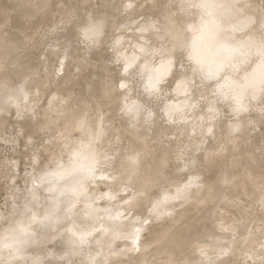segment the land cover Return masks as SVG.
I'll return each mask as SVG.
<instances>
[{
    "label": "rangeland",
    "instance_id": "374dc122",
    "mask_svg": "<svg viewBox=\"0 0 264 264\" xmlns=\"http://www.w3.org/2000/svg\"><path fill=\"white\" fill-rule=\"evenodd\" d=\"M23 1L26 3V5ZM46 1L0 0V40L2 39L0 41V57H6L5 54H9L7 56H12L16 53L24 56V51H31L30 56L33 57L34 64H37L35 69L37 73L36 77L39 76L37 77V80L39 78L38 82L42 81L44 82L43 84H45V88L42 84H40L44 89L41 88L40 85L39 87H33L32 85L29 91H31L33 94L29 92L30 96L28 95V97L30 98L27 97L24 99L23 96L19 94L10 95L8 97L9 102L7 99V104H11L8 105L6 109H4L5 111L0 112V116L4 117L5 120H7L5 121L3 118V128L0 130V226H3V224H5L4 217L8 215L6 216V218H9L7 219L8 221H6L7 224L12 225L15 222H18L15 225L17 226V235L13 237V240H17L18 238H25L26 233L30 236L31 233L26 232V229L24 228L20 229V227L24 222H27L28 220L27 218L29 214L27 208L34 204L39 206L42 210H46L48 208L51 209V205L56 204L55 207L57 213L60 212L62 217L61 220L54 222L55 224L53 223L51 229L48 230L47 236H49V243L42 242V244L40 243L33 248H29L28 246L27 248H24L26 249V252L22 249L25 252V264H83L85 262L87 263V260L95 261V252L93 250H86V247H81V244H79L81 242H79L76 247L77 249L80 247V250L82 252L81 259L79 257V260L78 258H76L77 255L76 257L63 258L59 253H55L53 255L47 254L48 248H52L54 252H57V250H62L60 241L63 238L76 237V232L79 228L81 219L79 218L80 216L78 214L75 215L74 213L75 209L77 210L79 203L77 202L78 205L77 203H73L74 193L72 192H75L76 197V193H78L79 189L82 188L81 186H83V188L81 189L83 192L85 191L83 190L85 188L88 190L92 188L91 195L88 194L90 193V191L87 192L88 190L85 191L88 196L82 191H79L80 195H77L76 197L78 201L82 200V202L79 201L81 204L87 203L89 206H91L90 211L92 212V214H94L90 215L91 212L89 211L88 214L92 217H90L88 214H86L85 217L83 216V221L85 220L84 224L91 230L100 228L103 223L108 225L110 234L108 242H99L100 245L103 246L98 247L97 249L95 248L99 253H105L107 251L106 249H108L109 254L111 253L110 255L115 256L116 260H109V262H106L105 264H155L157 262L156 258L167 257L168 252L165 249L167 247L166 246L164 247V249H156L151 251L150 256L145 260L146 262H143L141 258V252L143 250L155 249L154 247L156 242L155 244H153V240L151 239V237L154 236L156 238L159 230L160 236L158 234V238L156 239H162V237L165 238L166 236L173 233L174 230L179 231L177 238L179 241L175 242L174 248H179L183 245H186L185 247L187 248V253L185 255L186 259L184 262H186L187 264H200L201 262H203L202 260H204V262L206 263L209 261L208 255L217 258L216 263L214 264H221V262L223 263L226 257H219L217 254L219 250H221L219 243L226 245L227 242L225 241L227 238H234L233 252L235 258L232 264H264V0H239V2L238 0H234L238 2H235L234 4L231 0H201L202 2H198L199 5L197 3L198 6L195 4L198 0H195L196 2L193 0ZM20 3H22V6ZM19 4L21 7L19 6ZM188 4L190 6L192 5V7L190 8ZM27 6L28 12L23 13L22 11H20V8L21 10H24V8H26ZM243 6L244 8H246V10L243 8ZM172 8H174V12ZM195 8L198 10V12L202 11L201 14L203 13L205 17H208L204 18L203 16L204 19H202V15H199L200 12L199 14L196 13L197 11H195ZM241 8L243 9L241 10ZM206 9L209 11H207ZM223 10L227 11L224 12ZM214 11L218 13H214ZM245 11L247 12L244 13ZM194 12L195 14L201 16L200 18L202 20L198 17V15H195ZM204 12L210 13L211 15H206L204 14ZM219 12L220 14H224L220 15ZM241 12L244 14H242ZM217 14H219V17H222L220 18L223 21L225 19V21L222 23V26L220 25L221 29H223L225 26L224 29L226 30V32L227 30L229 32L230 30H232V27H234L233 30L235 31L237 29V33H240L241 29L245 27V23L247 22L250 24L249 28V24L247 25L248 32H250L251 30L252 36L250 39H247L243 43L245 45L242 44L240 47V49L243 48L242 51H245H240V54L238 53L239 56L236 55L237 59L234 58L235 61H238L236 63H240L239 66H237L235 61L231 60V58L227 59L228 62L226 61L228 66L227 64H221L222 62L225 63L224 60L226 58L219 60L220 64H218L220 67L217 66V69H213L214 74L213 71L210 73L209 80H207L206 82H199L196 84L194 83L193 85L190 84L191 89L186 90V93L182 92V94H184L185 96L184 98H186V102L184 98H181V101L184 100L185 103H188V101L191 103L195 101L194 103H199V105L202 102L201 105L204 109L201 105H194L196 106L193 107L194 109L198 107V109L202 111H199L200 113L197 111L198 114L194 113L192 109L190 111L187 110V113H185L186 109L180 112L174 108L175 106H173L178 99H174L175 93L170 89L175 84V78L178 79V81L176 82H179L186 76V74H188V71L190 69V72H192L194 78L196 75V78L198 79L197 75L201 72V70L198 68L200 62L198 61V64L197 61H193L195 60V57L190 53V48L193 47L192 45H194L193 42L196 40L197 35L201 33L200 30L202 31L203 29L202 25L204 26L208 21L210 22L211 20H213L212 18L214 17V20L216 21L218 16ZM225 14H227V16ZM192 15L195 16L193 17ZM112 17L114 21L112 20ZM219 17L218 19L220 20ZM42 18H45V20H43ZM238 18L240 19L238 20ZM199 19L201 21H199ZM241 19H243V21ZM169 20H173V23L168 27L167 23H169ZM204 20H206L207 22L205 21L204 23ZM226 20H228L227 23ZM199 22L202 23L199 25ZM218 23L221 24V22H217V24ZM224 23L225 25L223 26ZM75 24L76 26H74ZM114 25L116 27H114ZM226 25H231L232 27H228ZM97 26L100 27L101 31L97 29ZM165 26H167L168 28ZM200 26L201 29L199 28ZM196 29L198 31H196ZM234 31L233 33H236V31ZM87 34H89V36L91 37L97 34L99 35V37H97V39H95L93 43L87 44L86 42H81L83 36H87ZM193 34L196 36H194ZM241 34L245 35L247 34V32H241L240 35ZM91 37H89V40H91ZM166 39H168V41H165ZM171 39L175 40V42ZM188 39L191 46L189 45L186 47L185 45L189 44ZM192 40L193 42H191ZM117 41H119V43H117ZM129 41L131 42L130 45ZM163 41V46H166L168 48L165 52L166 56H163L161 53L156 54L154 57H152L153 59L155 58V60L152 59V63H149V65H147L146 57L148 56L149 51L151 53L156 48H161V43H163ZM169 41L172 46L167 43ZM176 42L178 43V45H176L178 46L176 47L177 49L174 46L175 44H177ZM144 43L145 46H143ZM3 45H5V47ZM168 45L170 46V48ZM145 49L147 54L144 53ZM186 49L187 52L184 51ZM176 50L177 52L175 53L178 55L174 53V51ZM246 50L248 51L246 52ZM117 51H120V53H118ZM241 52L243 53V55ZM173 54H175L176 56H174ZM134 56H136V59L134 60L135 62L128 61ZM137 56H139L140 58ZM243 56H247V58H245L244 60ZM46 58H48L47 63H45ZM61 59L63 60L61 61ZM163 60L165 61L164 65L162 63ZM128 62H130V64ZM189 62L191 64H187ZM62 63L65 70H63L64 68ZM231 63L232 65H236L237 68L235 66L232 67ZM1 64L0 79L1 76L4 79L9 78L10 76L8 73H10L12 69H14L13 66L8 67L6 60ZM126 64H128L129 66ZM192 64L194 65L192 66ZM65 66L68 68H66ZM148 66H150L149 69ZM186 66L188 67L185 68ZM182 67H184V71L186 70L185 73L181 70ZM167 70H170V72L181 70L179 71V73L182 72L184 74L181 73V76L179 75L181 79H179L177 74L178 71L176 72V75L174 74L175 76H172L170 75L169 71L167 72ZM216 70L217 72L215 73ZM255 70H258L259 72ZM246 71L249 72L246 73ZM95 72H99L102 75V78L99 82H93V80L90 78ZM244 72L246 75H248L247 77L246 75H242L244 74ZM250 72H252V74H250ZM253 74H259V76H257L260 77L261 80L257 79V82L251 83L250 80L252 79L248 80V78ZM182 75L185 76L183 77ZM214 75L217 76L214 77ZM159 76H162V79H164L162 85L159 84V87L155 86L154 88L155 91H158L160 94H158L157 92L158 95L156 97L150 98L149 96H147L148 92L144 91L146 97L148 98L146 106H144V108L139 111L140 113L138 112L139 114L135 115L136 118L138 116L139 119H134L135 116L133 118V115L129 110V108L132 107L131 104L134 105L138 103V100H140L139 92L141 90L143 91L144 87H148V83L150 81H154L157 78H160ZM242 76H244L249 82H247V80H243L242 82V78L245 79ZM196 78L195 81H197ZM228 80H230L231 82H235L236 84L231 85L230 82V85L233 86L230 87V85L228 84ZM213 82H217V84L214 85L215 83L213 84ZM7 83L10 84L9 82ZM94 83L95 88L102 87L99 98L101 99V97L103 96L101 99L102 101H105L108 98L112 104L110 103V105L108 104L107 107L104 106L103 108H100L102 111L104 110V112L100 111V115L103 114L101 118L104 119V121L102 120V124L103 122L105 123L103 124V131L105 130V132L101 131L99 133V138H102L103 142L102 140L97 141V144H99L101 141V144L98 146L101 147V149L96 147V150H99L98 153H100L99 156H101L99 158L98 154L95 151L91 152L90 156L94 157L95 161H97V157L100 160H98L99 162L97 161L96 164L94 161V169L91 168V173H87L88 176L92 174L89 178L86 175L87 183L85 184V180H80L77 177V179H75L72 173L67 172L68 174L70 173L69 176L71 179V176H73V180L81 182L83 181L84 183H82L86 185L84 187L82 183V185L79 182L75 183L74 181L70 180V178H65L64 176L63 178L65 179L61 178L62 176H57L58 178H56L54 177L55 174L51 173L53 171H49L47 165H49V163L51 165V160L53 158L55 159L53 165L57 164L56 162L58 161V159L56 160L55 157L60 158L61 154L58 156L60 152L58 153L56 146L55 148H49V153H51L50 156L56 153L55 155H53L52 159H49V154L40 153H42V149L45 145H48L50 143L53 145V141L51 138L55 139V137L57 136L55 135V131L53 129V131H44L36 136L34 135L30 137L27 134L29 131L26 132V130H22L23 132H21L23 134L21 135L18 132L20 128L22 129L21 125H34L37 120V122L40 123L45 114H47L50 110H48V108L52 109V106L55 109H52L54 112L50 110L51 112L49 111L50 113H48L50 115H47L50 116L53 120H57L56 118H54L53 114L56 113L55 117L57 118L59 115H62L61 117L63 120H60L59 118V120L57 121H61L62 124L59 123V125L56 121L55 122L59 126L64 125L63 123L66 122V118L64 119L65 116L63 115L65 114L64 111H77L81 107V104L78 103L80 101L78 100L87 95L85 93V91H87V87L90 86V84L92 85ZM240 83H244V85L241 86ZM123 84L126 85L123 86ZM222 85L230 88L228 89L229 91ZM234 85H237V88L234 87ZM248 86H250L252 89H250V87ZM6 87L7 86H4V84L1 83L0 93ZM32 88L33 90H35V92L32 90ZM34 88H38L39 92ZM40 88L43 89V92L40 91ZM133 88H135V90ZM106 89L108 91H106ZM132 89L136 93L133 92ZM161 89L163 91H161ZM249 89L254 94H252ZM36 91L43 94L40 96ZM204 91L206 92L204 93ZM124 92L126 96H124ZM195 92L198 93V95L200 93V95L198 96ZM36 94L40 96V99ZM133 94L134 96L136 95L135 98H133ZM193 94L195 97L191 96ZM204 94H206V96H210L209 98L208 96L205 97V99L208 98L207 103L206 101L204 102ZM227 94H229V96H227ZM31 95H36L33 97L34 100H32L33 98H31ZM63 96L64 99H61V97ZM129 97L131 99H129ZM22 98L26 103L22 101ZM137 98L139 99L137 100ZM28 99L30 101H28ZM123 99H125V101ZM37 100L39 101L37 102ZM59 100H62V102H64L62 103ZM32 101H35L36 103H33ZM69 101L72 103H69ZM109 101L107 100V102ZM15 102H17L18 104H16ZM31 102L33 105L31 104ZM24 103L26 105L24 107H21V105L23 106ZM43 103H45L46 105ZM54 104H57V107H54ZM62 104L66 105L62 106ZM171 104L173 106L172 110ZM19 106L20 108L24 109L23 112L28 110L30 107L32 113H30V115H27L29 112L26 111L25 113L27 114H24L21 111L22 109L18 108ZM109 106L112 109H110V112L107 111ZM26 107H28V109ZM217 107L219 108L217 109ZM164 108H166L167 110L169 109V112H167L168 114L165 112L166 114H163L164 116H161L162 113H160V111ZM43 109L47 110V113L43 111L45 113L44 114L42 112ZM198 109H195L194 111L196 112V110ZM56 110L57 112H55ZM40 113L42 116H44L42 117ZM92 113H94V111L91 109L90 111L88 110L87 114H90L91 117H95V113ZM144 113L146 114V116ZM128 114L130 115L128 116ZM140 114H142L143 118L145 116V120L148 117H151V120H149L150 118H148L149 122L147 120V122L143 120V123L141 121L143 118L140 117ZM88 115H86V118L88 117ZM176 115L178 116L176 117ZM39 116H41V119H39ZM126 116L132 118L128 120ZM91 117H88L87 119L90 120ZM108 117L110 119H108ZM121 118H126L125 120H128V123L126 124V121L122 120ZM121 120L124 124H121ZM134 120L137 122L139 120L138 124L137 122H133ZM113 122H116L115 124L117 126H115ZM134 123L136 124L135 126ZM19 124H21V127L19 126ZM113 126H115L114 130L112 128ZM212 129H216L215 132L212 131ZM107 130H109L110 132H107ZM205 130H207L208 132L206 131V134L202 133L203 135H201L200 132H205ZM79 132L82 131L75 130L73 134H71L70 132L71 135L69 134V137L67 139L71 140L73 143L75 139L76 142L79 141L82 136V133ZM102 132L104 134H102ZM52 134H54L55 136H53ZM196 135H200L201 137ZM48 138L50 139V141L48 140ZM72 138L75 139L72 140ZM109 138L110 141H108ZM196 138H198L199 143L193 145L192 143ZM10 139H14V141L10 142ZM104 139L106 142L104 141ZM140 144L143 147V150H145L144 146L147 148V152L145 151V153L141 155V159L138 163L139 172H144L143 169H149L148 167L150 165L159 163L157 165V167H159L158 171H160V173H163V175H159V182H155L158 184V186L156 185V187L153 188L152 193L153 191H158L159 193L162 187L167 185V183L164 182V178L167 177L168 179H172L173 172L178 173L182 170H186V172H189V170L191 169L187 176L182 179L186 180V186H188L189 183L193 184L191 201L188 202V200L185 201V199L183 200V198H180L181 200H183L184 205H182L183 203L181 200V202L179 203L178 197H181L179 194L181 188H178L181 186H178V188L176 189V191H178L175 192L172 196H176V193H178L179 195H177L176 197L171 196V199L168 198L170 196H167V198L164 196H160L161 194H165L163 192V188L162 192L159 193L160 195H157L158 193H153V195H150L153 196H151L152 198H154L155 196L160 197L154 198L157 200H154L153 202L159 201L158 199H161L160 201L162 202L163 199V202L165 203L163 204L165 205V207L158 202H151L153 204H149V207L150 205L152 206L150 208L147 206L148 209H145L147 212H145V210H141L137 214L134 212H130L127 214L128 216H125L126 218H123V221H121V219V222H117L116 217L113 218V220H115L113 221L111 220L112 218L110 219V217H112L114 212L116 211H113L111 207H113L115 203L118 205H122L121 207L127 206V204L125 203L127 199L125 197H129L126 201L129 203L131 197L133 198V196L130 195H132L133 193V195L138 194V191L140 192L141 188L138 186V178L134 180V182L136 181L135 183H137V185L133 183V181L131 184H129V187H131V185L133 186L129 189H132L131 192L127 188H124L126 187L124 185L127 184H123L121 178L116 176L118 175V172L121 171V169L118 170L119 168H122L120 167V165L124 167L125 158L127 160L129 156L131 157L135 150L134 147ZM102 147L104 148V150H102ZM87 152H89V150ZM62 156L63 154L61 155V157ZM65 159L67 160V158ZM59 160L62 159L60 158ZM62 161H60L62 165L60 164V162L58 164L63 167V162L65 165L68 160L66 161V163L65 161ZM121 162H123L124 165ZM53 165L51 166L53 167ZM59 165L55 166L60 169V167H58ZM55 166L53 167L54 169ZM140 168L142 170H140ZM92 169L95 172H92ZM95 169H97L98 171L96 172ZM111 170H113V173L115 172L116 178L115 176L113 177L114 174L111 172ZM49 172L51 175H49ZM103 172L104 174L106 172V174L103 175ZM186 172L184 174H186ZM194 173H202L201 179H199L200 181H197L198 183L195 185L193 181ZM42 174L46 176V178L42 176L43 179H41ZM47 174L48 178L51 179V182L53 181V185L51 184V182H46V185L43 183L47 179ZM109 174H111V179L114 178V181L111 180L110 184H108V179H110L108 177ZM33 176H37V178ZM51 177L56 178L54 180L57 181L60 180L59 178H61V180L63 179L65 180V182H63L62 180L61 182L63 183L60 184V181H58V183L57 181L52 180ZM66 177L68 176L66 175ZM34 178L35 183L32 182L34 181ZM38 179H41L44 185H41L42 183H39V185ZM50 179H47V181H50ZM66 179L68 180V182L72 181L71 185L67 182ZM101 181L103 182V188L98 184H101ZM116 181H118V183L121 182V186H123L124 189L119 188V185ZM115 182L117 183V185H114ZM66 183H68V185ZM88 183L89 187L91 186L90 188L87 187ZM77 184L78 187L80 186L79 188L77 187ZM96 184H98L100 186L99 188L103 189L104 191L109 187L111 188V186H114L113 188H111L112 190L109 188V191L111 192L106 190L105 193L107 192L106 195L112 192L115 193L111 194V196L110 194L108 196H105V193L103 194V190L97 191L99 188H95L97 186ZM107 184L108 186L111 184L112 185L107 187ZM133 184H135L136 187H134ZM53 186L54 188H52L53 190H51L50 188ZM61 186L62 188H60ZM63 186H67L68 189H66L67 187L64 189ZM69 186H71L73 189H69ZM55 188L56 191L54 192ZM59 188L60 192L58 191ZM114 188H117V192L113 190ZM63 189L66 192H69L68 190H71L69 192L71 194L66 193ZM256 189L261 191L253 195L250 191ZM61 190L65 193L63 192L62 194ZM93 190L96 191V193L98 192L97 195ZM81 192L84 196H87V199L84 200ZM93 193L95 195H93ZM57 195H59V197ZM60 195L62 196L61 198ZM166 195L167 194H165V196ZM136 196L137 195H135L134 198ZM70 197H73V199H70ZM174 198H176L175 200H177L178 198V202L174 201ZM165 199H167L168 201L167 205L172 207H169V210L171 211L166 209V207L168 206H166L167 201ZM169 201L170 203L172 201L173 206H171L172 203L170 204ZM109 202L112 203L111 207ZM185 202H188V205ZM69 203L70 207H72V204H76L77 207L75 208L73 206V208H68ZM158 206L160 207L158 208ZM162 206L163 208H165V210L161 208ZM59 207H62L63 209H59ZM109 207L112 210L113 214H111V211H109ZM66 208L68 209V211ZM70 209H73L71 210L72 213L69 212ZM12 210L14 211V213L11 212ZM166 210L167 212H165ZM105 212H107L106 215ZM164 213L166 215L168 213L169 214L167 216H164ZM114 216L116 215L114 214ZM136 216H138V219H132ZM36 233L39 237L38 241L41 242L42 240L40 239L43 235L42 229H36ZM155 233H157L156 236L154 235ZM2 237L3 231H0V239H2ZM182 237L187 240L184 241L185 244ZM220 237H224L226 239L222 240ZM14 250L15 246L1 249L0 264H15L16 260L13 257ZM200 254L202 255V258ZM173 255L177 256V253L173 254L172 252V256ZM176 256L174 257L175 259ZM174 258L171 257V260H175ZM151 260L154 261L152 262ZM177 262L182 263L178 260ZM226 262L227 261H225L224 263Z\"/></svg>",
    "mask_w": 264,
    "mask_h": 264
},
{
    "label": "bare ground",
    "instance_id": "6f19581e",
    "mask_svg": "<svg viewBox=\"0 0 264 264\" xmlns=\"http://www.w3.org/2000/svg\"><path fill=\"white\" fill-rule=\"evenodd\" d=\"M31 1V0H30ZM41 1V0H40ZM43 1V0H42ZM46 1V0H45ZM54 1V0H53ZM187 1H189V0H187ZM193 1H195V0H193ZM199 1H201V0H198L195 4L197 5V3L199 2ZM228 1V0H227ZM232 1V3L234 4L235 2H237V1H234V0H231ZM24 2V1H23ZM47 2V1H46ZM49 2V1H48ZM191 2V1H190ZM190 2H189V4H190ZM202 2V1H201ZM200 2V3H201ZM238 2H239V0H238ZM237 2V3H238ZM248 2V1H247ZM25 3V2H24ZM65 3V2H64ZM183 3V2H182ZM187 3V2H186ZM194 3V2H193ZM236 3V4H237ZM21 4V6H22V3H20ZM20 4H19V6H20ZM45 4H47V3H45ZM188 4V5H189ZM192 4V3H191ZM24 5V4H23ZM25 5H26V3H25ZM55 5V4H54ZM53 5V6H54ZM187 5V6H188ZM198 5H199V3H198ZM197 5V6H198ZM20 6V7H21ZM40 6H41V4H40ZM67 6V5H66ZM201 6V5H200ZM199 6V7H200ZM45 7V6H44ZM48 7V6H47ZM51 7H52V5H51ZM58 7V6H57ZM60 7V6H59ZM129 7V6H128ZM127 7V8H128ZM189 7L191 8L192 7V5L190 6L189 5ZM54 8V7H53ZM61 8V7H60ZM243 8H244V6H243ZM243 8H241V10L243 9ZM23 9V8H22ZM45 9V8H44ZM43 9V10H44ZM173 9V12H174V8H172ZM185 9H187V8H185ZM184 9V10H185ZM200 9V8H199ZM245 10H246V8H244ZM38 10V9H37ZM171 10V9H170ZM193 10H194V7H193ZM201 10V9H200ZM202 10H203V8H202ZM207 10V9H206ZM20 11H22L23 13H25V12H28V6L26 7V8H24V10H21V8H20ZM126 11V10H125ZM195 11H197L196 13H198L199 14V12H198V10L195 8ZM207 11H209V10H207ZM224 12H226L225 10H223ZM222 11V12H223ZM244 11V10H243ZM242 11V12H243ZM106 12V11H105ZM193 12V11H192ZM202 12V11H201ZM201 12H200V14L199 15H202V17L201 16H199L198 14H195V12H194V14L195 15H198V17L200 18H202V19H204V18H207V17H205L204 15H203V13L201 14ZM212 12V11H211ZM239 12V11H238ZM241 12V13H242ZM247 11H245L244 13H246ZM40 13H41V11H40ZM97 13V12H96ZM127 13V12H126ZM214 13H218V12H215L214 11ZM244 13H242V14H244ZM109 14V13H108ZM172 14V13H171ZM174 14V13H173ZM204 14H210V13H205L204 12ZM219 14H220V12H219ZM219 14H217L216 16H217V19H216V21L214 20V18H212L213 20H211L210 18V22L208 21H206V20H204V23H205V21L207 22L204 26L202 25V27H203V29H202V31L200 30L201 29V26L198 28L199 30H200V34L199 35H197V38H196V40L193 42V40L191 41V42H193V44L194 45H192L193 47H189L190 49H191V51H190V53L195 57V60H193L194 62L195 61H197V63H198V61L200 62V64L198 65V68L201 70V74L198 76L197 75V77H198V79L196 78V75H195V78H196V80L197 81H195V78H194V76L192 75V72H190V70L188 71V74H186V76L185 75H182L184 78L182 79V80H180L179 82H176V81H178V79L177 78H175V84L171 87V89L170 90H172L174 93H175V97H174V99L176 98V99H178L177 101H176V103L175 104H177V105H173V106H175L174 108L176 109V110H178V111H184V109H186V112L185 113H187V110L188 111H190L191 109H192V111L194 112V113H197V111L199 112V111H202V110H199L198 109V107L197 108H195V109H198V110H196V112L194 111L195 109L193 108V107H196L197 105H199V103L198 104H195L194 102H189L188 101V103H185L186 102V98H184L185 96H184V94H182V92H184V93H186L187 91L186 90H189V89H191L190 87V84L191 85H193L194 83L196 84V83H199V82H206L207 80H209V78H210V73L213 71V69L214 68H216L217 66L218 67H220L219 66V60H222V59H225L224 61H225V63H221V64H227L226 63V61H227V59L228 58H231V60H234V58H236V55H238L239 56V54H240V51H242V49H240V47H241V45L247 40V39H250L251 38V36H252V31L250 30V32H248V28H249V26H250V24L249 23H245L246 25H245V27H243L242 29H241V32H247V34H245V35H240V33H237V29L235 30L236 31V33H233V29H234V27H232L231 25H229V26H231L232 27V30H230V31H232V32H228V30H227V32H226V30L224 29L225 28V23L223 24V26H224V28L223 29H221L220 27L222 26V23L225 21V19H224V21L219 17ZM224 14V13H223ZM222 13L220 14V15H223ZM232 14V13H231ZM230 14V15H231ZM165 15V14H164ZM190 15V14H189ZM195 15H192L193 17L195 16ZM211 15V14H210ZM215 15V14H214ZM213 15V16H214ZM226 16H227V14H225ZM224 15V16H225ZM203 16H204V18H203ZM228 16H229V14H228ZM43 17V16H42ZM97 17V16H96ZM107 17V16H106ZM116 17V16H115ZM218 17L220 18V20H222V21H220L219 19H218ZM241 17H242V15H241ZM100 18V17H99ZM172 18V17H171ZM200 18V19H201ZM229 18V17H228ZM235 18V17H234ZM43 19V18H42ZM196 19V18H195ZM199 19V21H201ZM237 19V18H236ZM240 18H238V20H239ZM43 20H45V18L43 19ZM112 20H113V17H112ZM191 20V19H190ZM192 20H193V18H192ZM208 20V19H207ZM217 20H219V21H217ZM237 20V21H238ZM242 21H243V19H241ZM39 21V20H38ZM114 21V20H113ZM116 21V20H115ZM250 21V20H249ZM252 21V20H251ZM41 22H42V20H41ZM110 22V21H109ZM217 22H221V24L220 23H218L219 24V26H218V24H217ZM228 22V20H226V23ZM112 23V22H111ZM134 23V22H133ZM173 23V20H169V23H167L168 24V27H169V25L170 24H172ZM202 23V22H201ZM200 22H199V25L201 24ZM107 24V23H106ZM109 24V23H108ZM230 24V23H229ZM232 24V23H231ZM249 24V25H248ZM252 24V23H251ZM254 24V23H253ZM40 25H41V23H40ZM43 25V24H42ZM47 25V24H46ZM100 25V24H99ZM120 25V24H119ZM221 25V26H220ZM233 25V24H232ZM247 25H248V28H247ZM74 26H76V24L74 25ZM109 26V25H108ZM179 26V25H178ZM226 26H228V25H226ZM228 26V27H229ZM39 27V26H38ZM42 27V26H41ZM46 27V26H45ZM94 27V26H93ZM114 27H116L115 25H114ZM165 27H167V26H165ZM167 27V28H168ZM82 28V27H81ZM119 28V27H118ZM235 28H236V26H235ZM39 29V28H38ZM97 29L98 30H100V27L99 26H97ZM115 29V28H114ZM113 29V30H114ZM170 29V28H169ZM226 29H229V28H226ZM245 29V30H244ZM247 29V30H246ZM42 30V29H41ZM40 30V31H41ZM165 30H167V29H165ZM180 30V29H179ZM39 31V30H38ZM101 31V30H100ZM116 31V30H115ZM164 31V30H163ZM196 31H198L197 29H196ZM234 31V32H235ZM239 31V30H238ZM96 32V31H95ZM162 32V31H161ZM17 33V32H16ZM88 33V32H87ZM160 33V32H159ZM198 33V32H197ZM250 33V34H249ZM132 34V33H131ZM163 34H165V33H163ZM249 34V35H248ZM20 35H22V34H20ZM168 35V34H167ZM173 35V34H172ZM171 35V36H172ZM187 35V34H186ZM194 35V34H193ZM16 36V35H15ZM101 36V35H100ZM149 36V35H148ZM194 36H196V35H194ZM193 36V37H194ZM1 37V36H0ZM89 37H91V36H89V34H87V36L86 35H84L83 36V39H82V41L81 42H86L87 44H89V43H93V41H95V39H97V37H99V35H94L93 37H91V40H89L90 38ZM161 37V36H160ZM169 37V36H168ZM102 38V37H101ZM113 38H115V37H113ZM146 38V37H145ZM174 38V37H173ZM103 39V38H102ZM163 39H164V37H163ZM194 39V38H193ZM2 40V39H1ZM0 40V41H1ZM4 40V39H3ZM20 40H22V39H20ZM146 40V39H145ZM172 40V39H171ZM102 41V40H101ZM165 41H168V39H166ZM172 41H174L175 42V40H172ZM177 41V40H176ZM100 42V41H99ZM126 42H128V41H126ZM132 42H133V40H132ZM157 42V41H156ZM188 42H189V39H188ZM187 42V43H188ZM4 43H5V41H4ZM117 43H119V41H117ZM130 41H129V45H130ZM167 43H169V45L170 46H172L171 44H170V41L169 42H167ZM177 43V42H176ZM162 44V46H161V48L159 47V48H156L155 50H151L152 52L150 53V51H149V54H148V56L146 57V61H147V65H149V63L151 64L152 63V61L153 60H155V58L153 59L152 57H154L156 54H159V53H161L163 56H166L165 55V52L167 51V47L166 46H163V44H164V41H163V43H161ZM168 45V46H169ZM174 45V44H173ZM176 45H178V43L177 44H175L174 46H175V48L176 47H178V46H176ZM191 46V44H190V42H189V44L188 45H185L186 47L187 46ZM243 45H245V44H243ZM4 47H5V45H3ZM92 46V45H91ZM143 46H145V43H144V45ZM170 46H169V48H170ZM173 46V47H174ZM3 47V48H4ZM166 47V48H165ZM155 48V47H154ZM153 48V49H154ZM189 48H188V50H189ZM115 49V48H114ZM177 49V48H176ZM179 49V48H178ZM185 49V48H184ZM3 50V49H2ZM118 50V49H117ZM251 50V49H250ZM143 51H144V49H143ZM171 51H173V50H171ZM184 51H186L187 52V49L186 50H184ZM183 51V52H184ZM245 51V50H244ZM244 51H242V52H244ZM248 50H246V52H247ZM7 52V51H6ZM30 52L31 51H24L23 53V55L24 56H22L21 54H14V55H12V56H7V55H9V54H5V56L6 57H0V64L2 63V62H4L5 60L7 61V64H8V67L9 66H13V68L14 69H12L11 71H10V73H8L9 74V78H2V76H1V79H0V84L1 83H3L4 84V86H7L6 88H4L3 89V91L0 93V112H2V111H5L4 109H6L7 108V106L8 105H10V104H7V99H8V102H9V96L10 95H13V94H19V95H21V96H23V98L25 99V98H27L28 97V95H29V92L30 93H32L31 91H29V89L31 88V86L33 85V87H39V85L40 84H42L43 85V87L45 88V84H43L44 82H42L41 80V82H38V80H39V78H38V80H37V77H39V76H37L36 77V75H37V73H36V65L37 64H34V59H33V57H31L30 56ZM118 52V51H117ZM170 52V51H169ZM175 52H177V50L176 51H174V53ZM182 52V53H183ZM185 52V53H186ZM241 52V53H242ZM118 53H120V51L118 52ZM144 53H146V49H145V52ZM239 53V54H238ZM147 54V53H146ZM176 54V53H175ZM173 54L174 56H176V55H178V54ZM181 54V53H180ZM187 54H189V53H187ZM50 55V54H49ZM115 55V54H114ZM167 55H169V54H167ZM170 55H171V53H170ZM242 55H243V53H242ZM244 55H245V53H244ZM139 56H140V54H139ZM139 56H137V57H139ZM241 56V55H240ZM48 57V56H47ZM116 57V56H115ZM135 57V58H134ZM133 58H131V59H129L128 61H134L135 59H136V56H134ZM157 57V56H156ZM188 57H189V55H188ZM140 58V57H139ZM172 58V57H171ZM191 58H193V57H191ZM245 58H247V56L246 57H244L243 56V59L245 60ZM47 59L48 58H46V60H45V63H47ZM50 59V58H49ZM64 59V58H63ZM63 59H61V61L63 60ZM67 59V58H66ZM153 59V60H152ZM237 59V58H236ZM65 60V59H64ZM230 60V59H229ZM230 60V61H231ZM173 61V60H172ZM189 61H191V60H189ZM202 61V62H201ZM235 61V60H234ZM116 62V61H115ZM118 62V61H117ZM135 62V61H134ZM136 62H137V60H136ZM188 62V61H187ZM193 62V63H194ZM228 62V61H227ZM236 62H238V61H235V63ZM63 63H64V61H63ZM63 63H62V65H63ZM126 63V62H125ZM129 64H130V62H128ZM132 63V62H131ZM162 63H163V65H164V63H165V61L163 60L162 61ZM197 63H196V65H197ZM219 63V64H218ZM242 63V62H241ZM68 64V63H67ZM133 64V63H132ZM187 64H191L190 62L189 63H187ZM218 64V65H217ZM237 64V66H239V64L238 63H236ZM2 65V64H1ZM119 65V64H118ZM126 65H128V64H126ZM134 65V64H133ZM145 65V64H144ZM194 64H192V66H193ZM195 65V66H196ZM230 65V64H229ZM231 65H232V63H231ZM254 65H256V64H254ZM69 66V65H68ZM129 66V65H128ZM127 66V67H128ZM146 66V65H145ZM144 66V67H145ZM152 66V65H151ZM190 66V65H189ZM191 66V67H192ZM194 66V67H195ZM227 66H228V64H227ZM233 66H235L236 67V65H232V67ZM253 66V65H252ZM7 67V68H8ZM66 67V66H65ZM131 67V66H130ZM149 67L150 66H148V69H149ZM188 66H186L185 68H187ZM193 67V68H194ZM63 68H64V65H63ZM66 68H68V67H66ZM237 68V67H236ZM252 68H254V67H252ZM143 69V68H142ZM184 69V67H182V71H184L183 70ZM196 69V68H195ZM198 69V70H199ZM217 69V68H216ZM260 69V68H259ZM63 70H65V68L63 69ZM94 70V69H93ZM144 70H145V68H144ZM181 70H179V71H181ZM215 70V69H214ZM95 71V70H94ZM170 72V70H167V72ZM178 70H175V71H171L170 72V75H172V76H175L176 75V72H177ZM179 71H178V77H179V79H181L180 78V74L182 73H179ZM186 71V70H185ZM185 71H184V73H185ZM255 71H258V70H255ZM173 72V73H172ZM190 72V73H189ZM198 72V71H197ZM217 72V70L215 71V73ZM249 72V71H248ZM247 71H246V73H248ZM259 72V71H258ZM262 72V71H261ZM66 73V72H65ZM68 73V72H67ZM144 73V72H143ZM184 73H182V74H184ZM255 73H257V72H255ZM146 74V73H145ZM175 74V75H174ZM213 74H214V71H213ZM250 74H252V72H250ZM261 74V73H260ZM180 75V76H179ZM242 75H246L245 74V72H244V74H242ZM259 76V74H256V75H252V76H250L249 78H248V80L249 79H252V80H250V82L251 83H254V82H257L256 80L258 79V80H261L260 79V77H258ZM65 76H67V75H65ZM102 75L99 73V72H95V73H93L92 74V76L90 77L92 80H93V82H99L100 80H101V77ZM193 76V77H192ZM217 76V75H216ZM215 75H214V77H216ZM244 76H242V77H244ZM248 75H246V77H247ZM160 78H157L156 80H154V81H148L149 83H148V87H144V89H143V91L141 90L139 93H140V100H138L139 98H137V100H138V103H136V104H131L132 105V107L131 108H129V110H130V113L133 115V118H134V116L135 115H137V114H139L140 112L139 111H141V109H143L144 108V106H146V102H147V97H146V94H145V92L144 91H146V92H148L147 93V96H149L150 98H152V97H156L158 94H160L158 91H155V86H157V87H159V84H161L162 85V82H163V80L164 79H162V76H159ZM237 78V77H236ZM245 78V77H244ZM41 79V78H40ZM177 79V80H176ZM263 79V78H262ZM22 80V81H21ZM25 80V81H24ZM146 80V79H145ZM172 80H173V77H172ZM243 80H247L246 78L245 79H243L242 78V82H243ZM247 80V82H249ZM212 81V80H211ZM218 81V80H217ZM229 81V85H230V80H228ZM236 81V80H235ZM239 81V80H238ZM7 82H9L10 84H8ZM124 82H125V80H124ZM123 82V83H124ZM147 82V81H146ZM259 82V81H258ZM188 83V84H187ZM215 82H213V84H214ZM222 83H225V82H222ZM238 83V82H237ZM8 84V85H7ZM126 84H127V82H126ZM126 84H123V86L124 85H126ZM212 84V85H213ZM217 84V82L214 84V85H216ZM233 84H236L235 82H231V85H233ZM241 84V86L242 85H244V83L242 84V83H240ZM186 85H188V86H186ZM219 85V84H218ZM224 85V84H223ZM222 85V86H223ZM227 85V84H226ZM228 85V86H229ZM230 85V87H233V86H231ZM256 85V84H255ZM254 85V86H255ZM132 86H133V84H132ZM138 86V85H137ZM221 86V87H222ZM258 86V85H257ZM40 87L41 88H43L41 85H40ZM134 87H135V85H134ZM141 87V86H140ZM223 87H225V86H223ZM234 87H236L237 88V85H234ZM238 87H240V86H238ZM248 87H250V86H248ZM40 88V89H41ZM43 88V89H44ZM95 83L94 84H90V86H88L87 87V91H85V93L87 94V95H85V97H82L83 98V100H82V98L80 99V100H78V101H80V102H78V103H80L81 104V107L76 111V110H74V111H66L65 109V111H64V113L66 114H63L65 117H64V119H65V123H63L64 125H61V126H59L60 124L59 123H61V121H59V122H57L58 120H59V118H60V120H63L62 119V115H59V114H57V115H59L58 116V118L57 117H55V114H53V116H54V118H56L57 120H53V119H51V117L50 116H48V115H50V114H48V113H50L51 111L52 112H54L52 109H54L53 108V106H52V109L51 108H48V110L50 111H48V113L46 112L47 110H42V112L44 111V112H46L47 114H45L44 112V114H45V116H44V118L42 119V121H40V123L39 122H35V124L34 125H28V126H24V125H21V124H19V126L21 125L22 126V129L20 130L19 129V132L18 133H20V135L21 134H23L22 132V130H26V132L27 131H29L27 134L29 135V137L30 136H36V135H38L39 133H41V132H44V131H55V135H57L56 137H55V139H53V138H51V137H49V138H51L52 139V143H53V145L50 143V144H48V145H45L44 147H43V149H42V153H40V154H49L48 155V157H49V159H52V157H53V155H55L56 153H54L52 156H50V154L51 153H49L50 152V150H49V148L50 147H54L55 148V146L57 147V150H58V156L61 154H63V156L65 157V158H67V160L62 156L61 157V155H60V158L63 160V161H67V163H66V161H65V165H64V162L62 161V160H59L60 158H57V157H55L56 158V160L58 159V161L56 162L57 164H54L53 165V162H54V158L51 160V165H53V167L55 166V165H59L58 163L60 162V161H62L63 162V167L62 166H58V167H60V169L59 168H57L56 166H55V169L50 165V163H49V165H47V167H48V169H49V171H53V172H51L52 174L54 173L55 175H54V177H56V178H58L59 176H62L61 178H63V176L65 177V178H70V173H72V175L74 176V178L75 179H80V180H85V184L87 183L86 182V175H87V173L89 172V173H91L90 171H91V168H93V166H95V165H93L94 164V157H91L90 155H91V152H93V151H95L97 154H98V156H99V154L100 153H98L99 152V150H96L97 148H99V149H101V147H98L100 144H101V141H100V143L99 144H97L98 142V140H102V138L100 139L99 138V133L101 132V131H103V127H104V125L103 124H105L104 122H103V124H102V120L104 121V119L103 118H101V116L103 115H100L101 113H100V111L101 112H104V110L102 111L100 108L102 107H104V106H108V104L110 105V101H109V99L107 98V100L109 101V102H107V100H105V101H102L101 99H102V97H101V99L99 98L100 97V93H101V89H102V87H100V88H95ZM131 88V87H130ZM225 88H227V90L228 89H230V88H228V87H225ZM236 88H234V89H236ZM252 88H253V84H252ZM251 87H250V89H252ZM34 89H37V91L39 92V90H38V88H34ZM43 89H41L40 91H42L43 92ZM109 89V88H108ZM134 90H135V88H133ZM132 89V91L133 92H135L134 90ZM245 89V88H244ZM250 89H249V91H250ZM32 90H33V88H32ZM111 90V89H110ZM139 90V89H138ZM210 90V89H209ZM221 90V89H220ZM222 90H225V89H222ZM231 90H232V88H231ZM256 90V89H255ZM34 92H35V90H33ZM36 91V92H37ZM102 91H105V90H102ZM106 91H108L107 89H106ZM161 91H163L162 89H161ZM191 91H193V90H191ZM191 91H189V92H191ZM229 91V90H228ZM228 91H226V92H228ZM37 92V93H38ZM157 92H158V94H157ZM206 91H204V93H205ZM220 92H222V91H220ZM219 92V93H220ZM251 92V91H250ZM254 92V91H253ZM109 93V92H108ZM136 93V92H135ZM138 93V92H137ZM196 93V92H195ZM223 93H224V91H223ZM222 93V94H223ZM252 93V92H251ZM33 94V93H32ZM35 94V93H34ZM40 96L43 94V93H38ZM197 95H198V93H196ZM203 94V93H202ZM226 94V93H225ZM252 94H254V93H252ZM261 94V93H260ZM37 95V94H36ZM36 95H34V96H36ZM39 95H37V96H39ZM104 95H106V94H104ZM109 95V94H108ZM128 95V94H127ZM188 95H190V94H188ZM199 95H200V93H199ZM198 95V96H199ZM205 96L203 97V99H205V97H207L206 96V94H204ZM216 95V94H215ZM218 95V94H217ZM30 96V95H29ZM34 96H32L31 95V98H33ZM40 96H39V99H40ZM65 96V95H64ZM64 96L63 97H61V99H64ZM66 96H67V93H66ZM124 96H126L125 95V92H124ZM124 96H123V98H124ZM133 96H134V94H133ZM136 96V95H135ZM135 96L133 97V98H135ZM192 97H195L194 96V94L193 95H191ZM197 96V97H198ZM214 96V95H213ZM220 96V95H219ZM222 96V95H221ZM227 96H229V94H227ZM57 97V96H56ZM56 97H55V100H56ZM69 97H70V94H69ZM72 97V96H71ZM105 97V96H104ZM130 97H131V95H130ZM129 97V99H131ZM172 97V96H171ZM187 97H189V96H187ZM196 97V98H197ZM202 97V96H201ZM210 96H208V98H209ZM22 98V99H23ZM28 98H30V97H28ZM66 98H68V97H66ZM127 98H128V96H127ZM181 98H184L185 99V102H184V100H182L181 101ZM208 98H206L205 100H204V102L206 101V103H207V100H208ZM220 98V97H219ZM22 100V101H24L25 102V100ZM37 99H38V97H37ZM58 99V98H57ZM70 99V98H69ZM76 99V98H75ZM78 99H79V97H78ZM188 99V98H187ZM190 99H191V97H190ZM189 99V100H190ZM201 99V98H200ZM215 99V98H214ZM11 100V99H10ZM32 100H34V98L32 99ZM54 100V99H53ZM52 100V101H53ZM68 100V99H67ZM72 100V99H71ZM104 100V99H103ZM124 101H125V99H123ZM136 100V101H137ZM194 100H196V99H194ZM231 100V99H230ZM21 101V102H22ZM27 101V100H26ZM28 101H30L29 99H28ZM39 100H37V102H38ZM59 101H61L62 102V100H59ZM66 101V100H65ZM77 101V100H76ZM76 101H75V103H76ZM192 101V100H191ZM199 101V100H198ZM33 102V101H32ZM32 102H31V104H32ZM64 102V101H63ZM62 102V103H63ZM200 102V101H199ZM218 102V101H217ZM223 102V101H222ZM16 104H18L17 102H15ZM26 103V102H25ZM24 103V105L22 106L21 104V107H24L26 104ZM33 103H36L35 101L33 102ZM50 103V102H49ZM55 103V102H54ZM59 103V102H58ZM57 103V104H58ZM69 103H72V102H70L69 101ZM77 103V104H78ZM122 103H124V102H122ZM127 103V102H126ZM135 103V102H134ZM230 103H231V101H230ZM29 104V103H28ZM43 104H45V103H43ZM51 104H53V103H51ZM51 104H50V106H51ZM57 104H54V107L57 105ZM66 104H67V102H66ZM65 104V105H66ZM79 104V105H80ZM112 104V103H111ZM201 104H202V102H201ZM200 104V105H201ZM30 105V104H29ZM29 105H27V106H29ZM33 105V104H32ZM46 105V104H45ZM65 105H63L62 104V106H65ZM194 105H196V106H194ZM199 105V106H200ZM203 105H204V103H203ZM207 105V104H206ZM215 105V104H214ZM218 105V104H217ZM13 106H15V105H13ZM35 106V105H34ZM75 106H76V104H75ZM168 106V105H167ZM173 106H172V104H171V110H172V108H173ZM202 106V105H201ZM209 106V105H208ZM207 106V107H208ZM57 107V106H56ZM70 107H71V105H70ZM74 107V106H73ZM105 107V108H106ZM111 107H112V105H111ZM211 107V106H210ZM18 108H20V106L18 107ZM27 109H28V107H26ZM25 108V109H26ZM44 108V107H43ZM64 108V107H63ZM66 108V107H65ZM75 108H77V107H75ZM75 108H73V109H75ZM167 108H169V107H167ZM200 108V107H199ZM202 108H203V106H202ZM219 107H217V109H218ZM17 109V108H16ZM20 109H22V108H20ZM19 109V110H20ZM61 109V108H60ZM67 109H68V107H67ZM72 109V108H71ZM93 110L94 111V113H95V117H93V119H92V117H91V115L89 114H87L88 113V110L90 111V110ZM111 108H110V106L108 107V109H107V111L108 112H110L111 110H110ZM204 109V108H203ZM23 110L24 109H22L21 111L23 112ZM30 107H29V109L28 110H26V111H28L29 113L27 114V113H25V112H23L24 114H27V115H30V113H32V111L30 110ZM55 110V109H54ZM63 110V109H62ZM213 110H215V109H213ZM174 111V110H173ZM217 111V110H216ZM55 112H57V110L55 111ZM87 112V113H86ZM139 112V113H138ZM167 112H169V109L167 110L166 108H164V109H161V111H160V113H162L161 114V116L164 114H166ZM171 112V111H170ZM192 112V113H193ZM22 113V114H23ZM60 113V112H59ZM94 113H92V114H94ZM175 113V112H174ZM200 113V112H199ZM34 114V113H33ZM125 114V113H124ZM143 114V113H142ZM142 114H140L141 116L140 117H142ZM145 114V113H144ZM168 114V113H167ZM177 114V113H176ZM198 114V113H197ZM215 114V113H214ZM40 115H41V113H40ZM56 115V116H57ZM86 115H88V117L90 118L91 117V119L90 120H88L87 118H86ZM127 115V114H126ZM130 114H128V116H129ZM163 115V116H164ZM203 115V114H202ZM42 116V115H41ZM41 116H39V119H41ZM42 116V117H43ZM125 116V115H124ZM145 116H146V114H145ZM145 116H144V118H145ZM147 116H148V113H147ZM178 115H176V117H177ZM195 116V115H194ZM123 117V116H122ZM127 117V116H126ZM160 117V116H159ZM3 118L4 117H1L0 116V130L3 128V126H2V121H3ZM19 118V117H18ZM32 118H33V116H32ZM105 118V117H104ZM107 118V117H106ZM128 118V120L130 119V118H132V117H127ZM143 118V117H142ZM141 118V119H142ZM142 119L141 121L143 122V120H145V119ZM147 118V117H146ZM148 118H150L149 120H151V117H148ZM148 118L146 119L147 121H148ZM202 118V117H201ZM203 118H204V116H203ZM108 119H110L109 117H108ZM122 119V118H121ZM126 119V118H125ZM124 118L122 119V120H125ZM134 119H139V117L137 116V118H136V116H135V118ZM176 119V118H175ZM210 119V118H209ZM212 119H213V116H212ZM4 120H5V118H4ZM121 120V121H122ZM128 120H125L126 122V124L128 123L127 121ZM133 120V119H132ZM145 120V122H147ZM5 121H7V120H5ZM59 124V125H57L56 124V122ZM111 121H112V119H111ZM212 121V120H211ZM64 122V121H63ZM106 122V121H105ZM109 122V121H108ZM117 122V121H116ZM116 122H113V124L115 125V126H117L115 123ZM132 122V121H131ZM133 122H137V121H133ZM138 122H139V120H138ZM138 122H137V124H138ZM149 122V121H148ZM238 122V121H237ZM120 123V122H119ZM144 123V122H143ZM8 124V123H7ZM62 124V123H61ZM110 124V123H109ZM121 124H124L123 123V121H122V123ZM120 124V125H121ZM130 124V123H129ZM128 124V125H129ZM133 124V123H132ZM132 124H131V127H132ZM107 125V124H106ZM120 125H119V127H120ZM127 125V126H128ZM136 124L134 123V126H135ZM212 125V124H211ZM108 126V125H107ZM110 126V125H109ZM112 126V125H111ZM115 126H113L112 128H113V130H114V127ZM207 126V125H206ZM130 127V126H129ZM187 127H190V126H187ZM193 127V126H192ZM210 127H212V126H210ZM213 127H215V126H213ZM106 128V127H105ZM117 128V127H116ZM116 128H115V130H116ZM217 128V127H216ZM53 129V130H52ZM108 129V128H107ZM109 129H110V127H109ZM189 129V128H188ZM187 129V130H188ZM75 130H81L82 132H79V133H82V136H81V139L80 138H78V139H80L79 141H77L76 142V139L75 138H72V140H74V143L71 141V140H68L67 138L69 137V134H70V132H71V134H73V132L75 131ZM112 130V129H111ZM191 130H192V128H191ZM190 130V131H191ZM195 130V129H194ZM209 130V129H208ZM215 130L216 129H212V131H214L215 132ZM22 131V132H21ZM73 131V132H72ZM109 130H107V132H108ZM206 131L207 130H205V132H200V134L201 135H203L202 133H205L206 134ZM103 132H105V130L103 131ZM102 132V134H104ZM110 132V131H109ZM208 132V131H207ZM47 133V132H46ZM49 133V132H48ZM52 133H54V132H52ZM70 134V135H71ZM101 134V135H102ZM53 136H55L54 134H52ZM51 135V136H52ZM81 135V134H80ZM52 136V137H53ZM145 136H146V134H145ZM196 136H200V135H196ZM102 137V136H101ZM201 137V136H200ZM48 138V140L50 141V139ZM99 138V139H98ZM107 139V138H106ZM11 140V139H10ZM47 140V141H48ZM12 141H14V139H12L10 142H12ZM48 141V142H49ZM104 141H105V139H104ZM108 141H110V138H109V140ZM107 141V142H108ZM102 142H103V140H102ZM106 142V141H105ZM192 142V141H191ZM195 142H197V143H195ZM199 143V140H198V138H196L195 140H194V142L192 143L193 145L195 144H198ZM97 147V148H96ZM135 148V150H134V153H133V155L130 157H128L127 158V160H126V158H125V165H124V163L123 162H121V163H123V165H124V167L122 166V165H120V167H122V168H119L118 170H120L121 169V171H117L118 172V175H116V176H118L119 178H121V181L123 182V184H127V185H124V186H126V187H124V188H127L128 190L131 188V187H133L132 185H131V187H129V184H131L132 183V181H133V183H135L134 182V180L136 179V178H138L137 179V181H138V186L141 188H139L140 189V192L138 191V194H135V195H137L135 198H134V196L135 195H130V196H133V198L131 197V199L133 200H129V203L128 202H126L127 200H128V198L129 197H125L127 200L125 201V203L127 204V206H125V207H121L122 205H118V204H114L113 205V207H111L112 206V203H110V207L112 208V210L114 211H116V212H114V214L116 215V216H114V214H113V212H112V210L110 209V207H109V211H111V214H113V216L112 217H110V219L111 220H113V218H115L116 217V220H117V222H121V221H123V218L125 217V216H128L127 214L128 213H132V212H134V213H138V212H140L141 210H145L146 208H147V206L149 207V204H153V203H160V204H162V205H164L165 203L163 202V199H162V202L160 201L161 199H158L159 201H155V202H153L154 200H157V199H154V198H157V197H159V196H155V194H154V198H152L153 196V193H158V191L157 192H155V191H153V193H152V190H153V188H155L156 187V185L158 186V184L157 183H155V182H159L158 180H159V178H160V176L159 175H163V173L161 172L160 173V171H158V169H159V167H157V165L159 164V163H156V164H152V165H150L148 168L149 169H143L144 170V172L142 171V172H139V161H140V159H141V155H143V153H145V151L147 152V148L144 146V149L145 150H143V147L141 146V144L140 145H137V146H135L134 147ZM150 149V148H149ZM89 150V152H87ZM102 150H104V148L102 147ZM202 150V149H201ZM102 152V151H101ZM115 153H116V151H115ZM97 156V155H96ZM101 156V155H100ZM100 156H99V158H100ZM39 158V157H38ZM96 158V157H95ZM37 159V158H36ZM97 159V161L98 160H100V159H98V157L96 158ZM39 160V159H38ZM97 161H95V164H96V162ZM35 162V161H34ZM70 162V163H69ZM99 162V161H98ZM37 163V162H36ZM47 164V163H46ZM60 164H61V162H60ZM100 164H103V163H100ZM17 165V164H16ZM62 165V164H61ZM5 166V165H4ZM4 166H3V168H4ZM101 166V165H100ZM6 167V166H5ZM65 167V168H64ZM185 167V166H184ZM44 168V167H43ZM94 169V168H93ZM93 169H92V172H95V171H93ZM97 169H99V168H97ZM97 169H95L96 170V172L98 171ZM140 170H142L141 168H140ZM191 170V169H190ZM190 170H189V172H190ZM115 171H116V169H115ZM46 172V171H45ZM65 172H66V174H65ZM67 172H70L69 174L67 173ZM111 172L113 173V170H111ZM138 172H139V174H138ZM186 172V170H182L181 172H178V173H174L173 172V174H172V179H168L167 177L166 178H164L165 180H164V182L165 183H167V185L166 186H164V187H162V189L164 188L165 189V191H164V189H163V192L165 193V194H167L166 196H165V194H159V193H161L162 192V189H161V191L157 194V195H160V196H164V197H166L167 198V196H170V197H168L169 199H171V196L175 193V192H177L176 191V189L178 188V186H181V187H179L178 189H180L181 191L179 192V194H180V196L181 197H178L179 198V203L182 201V205H184V202H183V200L185 199V201H187L188 200V202H190L191 201V194H192V185L193 184H191V183H189L188 184V186H186L185 185V181L186 180H182L183 178H185L186 176H187V174L189 173V172H186V174H184ZM30 173V172H29ZM48 173V172H47ZM88 173V174H89ZM39 174V173H38ZM37 174V175H38ZM41 174V173H40ZM105 174H106V172H105ZM104 174V172H103V175H105ZM114 175H113V177L115 176V172L113 173ZM199 174V175H198ZM198 174H196V173H194V177H193V181H194V185L195 184H197L200 180L199 179H201V174L202 173H198ZM46 175V174H45ZM49 175H51L50 174V172H49ZM66 175L68 176V177H66ZM92 175V174H91ZM91 175H87V177L89 178ZM111 174H109L108 175V177L110 178V179H108V184H110L111 182V180H113L114 181V178L113 179H111V176H110ZM27 176V175H26ZM39 176V175H38ZM42 176H44L43 174L41 175V177ZM58 176V177H57ZM73 176H71L72 177V179L70 178V180H72V181H74L75 183H82L81 181H75V180H73L74 178H73ZM116 176H115V178H116ZM33 177H36L37 178V176H33ZM45 178H46V176H44ZM50 177V176H49ZM77 177V178H76ZM118 177H117V179H118ZM40 178V177H39ZM52 178V180H54V179H56V178H53V177H51ZM61 178H59L60 180H58V181H60V184H62L63 182H65V180H63V179H65V178H63L62 180H63V182H61L62 180H61ZM41 179H43V177L41 178ZM41 179L38 181V184L39 183H42V181H41ZM47 179H50V178H48V174H47ZM47 179L43 182L45 185H46V182L48 183V182H51V179H50V181L48 180L47 181ZM32 180V179H31ZM67 180V179H66ZM69 180V181H70ZM30 181V180H29ZM36 181V182H37ZM54 181H57V180H54ZM57 181V182H58ZM71 181V182H72ZM87 181H88V179H87ZM112 181V182H113ZM120 181V180H119ZM198 181V182H197ZM32 182H34L35 183V178H34V181H32ZM67 182H68V180H67ZM71 182H68V183H70V185H71ZM102 182V181H101ZM105 182V181H104ZM117 183H118V181H116ZM115 182V184L114 185H117V183ZM140 182V183H139ZM41 184V185H44V184ZM53 183V181L51 182V184ZM55 183V182H54ZM59 183V182H58ZM68 183H66L67 185H68ZM84 183V182H83ZM82 183V184H83ZM114 183V182H113ZM112 183V184H113ZM37 184V185H38ZM51 184H50V186H51ZM65 184V185H66ZM74 184V183H73ZM72 184V185H73ZM81 184V185H82ZM85 184H83L84 185V187L86 186ZM99 185H101V187H102V185H103V182L100 184V183H98ZM98 184H96L97 186L95 187V188H99L100 186L98 185ZM108 184H107V187H109V186H111V185H109L108 186ZM122 184V185H123ZM136 185H137V183H135ZM135 184H133L134 185V187H136V185ZM40 185V184H39ZM53 185V184H52ZM56 185V184H55ZM54 185V186H55ZM92 185V184H91ZM118 187L119 188H123V186H121V182L120 183H118ZM49 186V187H50ZM54 186L53 187H51L50 189L51 190H53L52 188H54ZM57 186V185H56ZM129 188H128V187ZM42 187V186H41ZM59 187V186H58ZM64 187V186H63ZM67 187V186H66ZM66 187H64V189L66 188ZM77 187H78V184H77ZM80 187V186H79ZM78 187V188H79ZM82 188H83V186H81ZM87 187H89V183H88V185H87ZM91 187V186H90ZM89 187V188H90ZM114 186H111V188H113ZM117 187V188H118ZM48 188V187H47ZM60 188H62V186L60 187ZM60 188H59V192H60ZM71 188V190L73 189L71 186H69V189ZM77 188V189H78ZM82 188H80L79 189V191H82L81 189ZM103 188V187H102ZM110 188V187H109ZM109 188L108 189H106L107 191H109ZM110 188V189H111ZM116 188V189H117ZM123 188V189H124ZM138 188V187H137ZM242 188H246V187H242ZM264 188V187H263ZM263 188H262V190H263ZM63 189V190H64ZM66 189H68V187L66 188ZM92 188H90V190H88V189H83V190H85V191H87V192H89L90 191V193H88V194H92L91 193V190ZM115 188L113 189V190H115L116 192H117V190H116ZM133 189H135V188H133ZM138 189V190H139ZM71 190H68L69 192L71 191ZM94 190H96V189H94ZM93 190V191H94ZM101 190H103V189H101V188H99L97 191H101ZM105 190V191H106ZM112 190V189H111ZM121 190V189H120ZM126 190V189H125ZM56 191V188L54 189V192ZM62 191V190H61ZM65 191V190H64ZM64 191H62V194H63V192ZM78 191V190H77ZM78 191V193H76L77 195H80V192ZM83 192L84 194H86L87 196H88V194L86 193V192ZM104 191V190H103ZM105 191L103 192V194L105 193ZM129 191H131L132 192V189L131 190H129ZM261 190H251L250 192L253 194V195H255V194H257V193H259ZM66 192V191H65ZM64 192V193H65ZM69 192H66V193H69ZM81 192V195H82V197L84 198V200L85 199H87L86 197L87 196H84L83 195V193ZM95 192V194L97 195V193H96V191H94ZM109 192H111V191H109ZM72 193H74L73 195H71V196H73L74 197V201L73 200H71V201H73V203H79V205H78V203H77V205H78V207H77V205L75 204H72L71 206L72 207H70V203H72V202H70L69 203V206H68V208L70 207V208H73V206L76 208L77 207V210L75 209V215H79L80 217V219H81V221H80V224H79V228L77 229V232H76V237H74V238H72V237H65V238H63L60 242H61V245H62V250H60V251H58L57 250V252H54L53 251V249L52 248H48V250H47V254L48 255H53V254H55V253H59V254H61L62 255V257L64 258V257H67V258H71V257H76V255H77V257L76 258H78V260H79V257H80V259H81V255H82V252H81V250H80V247L77 249L76 247H77V245H78V243L79 242H81V243H79V244H81L80 246L81 247H86L85 249L86 250H93L94 252H95V254H94V256L96 257V259H95V261H89V260H87L88 262L86 263H83V264H105L106 262H109V260H116V258H115V256H113V255H110L109 254V251H108V249H106L107 251L105 252V253H99L96 249L98 248V247H101V246H103V245H100V243L99 242H102V241H104L103 243H106V242H108V240H109V236H110V234H109V229H108V225L107 224H102L101 226H100V228H98V229H96V230H91L90 228H88L84 223H85V220L83 221V219H84V217L86 216V214H88L89 213V211L91 210V206H89L87 203H85V204H81L80 202H82V200L79 202L78 200H77V195H76V197H75V192H72ZM107 193V192H106ZM106 193H105V196H108L109 194H110V196H111V194H113V193H115V192H112V193H109L108 195H106ZM69 194H71V193H69ZM94 193H93V195H95ZM150 194H152V195H150ZM178 193H176V196L177 195H179ZM58 197H59V195H57ZM109 196V197H110ZM129 196V195H128ZM152 196V197H151ZM176 196H172V197H176ZM220 196V195H219ZM62 196L60 195V198H61ZM73 197L71 198L70 197V199H73ZM82 197H81V199H82ZM102 197V196H101ZM88 198H90V197H88ZM92 198V197H91ZM94 198H95V196H94ZM160 198V197H159ZM162 198V197H161ZM178 198H177V200H178ZM180 198H183V200H181ZM219 198V197H218ZM220 198H222V197H220ZM176 198H174V201H176V202H178L177 200H175ZM67 200V199H66ZM84 200H83V202H84ZM166 201H167V199H165ZM164 200V201H165ZM172 200H173V198H172ZM181 200V201H180ZM63 201V200H62ZM68 201H69V199H68ZM173 201V202H174ZM106 202V201H105ZM104 202V203H105ZM151 202H153V203H151ZM188 202H185L186 204L188 203ZM96 203V202H95ZM114 203V202H113ZM124 203V202H123ZM122 203V204H123ZM164 203V204H163ZM169 203H170V201H169ZM171 203H172V201H171ZM170 203V204H171ZM67 204V203H66ZM105 204H107V203H105ZM159 204V205H160ZM168 204V201H167V203H166V206H168L167 205ZM169 204V205H170ZM108 205V204H107ZM124 205V204H123ZM158 205V204H157ZM157 205H155V206H157ZM188 205V204H187ZM56 204H52L51 205V209H46V210H42L39 206H37V205H32V206H30V207H28L27 208V211H28V220H27V222H24L23 223V225H21V227H20V229H22V228H24V229H26V232H28V233H31V235L29 236V235H27V233L25 234V238H18L17 240H13V237L14 236H16L17 235V233H16V230H17V226H15L18 222H15L14 224H12V225H9V224H7L6 223V221H8L7 219H9V218H6V216H8V215H4L5 217H4V220H5V224H3V226L1 225L0 227V231H3V237H2V239H0V250L1 249H5V248H7V247H11V246H15V250L13 251V257L15 258V260H16V263L15 264H25V260H24V253L26 252L25 250L26 249H24V248H27L28 246H29V248H33L34 246H37L38 244H42V242L44 243H49L48 241H49V236H47V233H48V230H50L51 229V227H52V225H53V223L54 222H57V221H59V220H61V214H60V212L59 213H57V210H56ZM59 206V205H58ZM106 206V205H105ZM152 205H150V207H151ZM161 206V205H160ZM160 206H158V208L160 207ZM171 206H173V203H172V205ZM108 207V206H107ZM149 207V208H150ZM153 207H154V205H153ZM152 207V208H153ZM164 207H165V205H164ZM169 207L170 206H168V207H166V209H168L169 210ZM184 207V206H183ZM62 207H59V209H61ZM156 208V207H155ZM157 208V209H158ZM161 208H163V206L161 207ZM160 208V209H161ZM170 208H172V207H170ZM63 209V208H62ZM67 209V208H66ZM148 209V208H147ZM71 210H73V209H70V211L69 212H71L72 213V211ZM149 210H151V209H149ZM148 210V211H149ZM162 210V209H161ZM161 210H159V211H161ZM163 210H165V208H163ZM67 211H68V209H67ZM169 211H171V210H169ZM168 211V212H169ZM12 213H14V211L12 210L11 211ZM91 212V211H90ZM145 212H147L146 210H145ZM165 212H167V210L165 211ZM11 213V214H12ZM106 213L107 212H105V215H106ZM170 213V212H169ZM168 213V214H169ZM82 214H84V215H82ZM165 214V213H164ZM167 214V215H168ZM89 215V214H88ZM90 215H94V214H92V212L90 213ZM89 215V216H90ZM108 215H109V213H108ZM166 214L164 215V216H167ZM84 216V217H83ZM90 217H92V216H90ZM126 218V217H125ZM122 219V220H121ZM132 219H134V220H136V219H138V216H136V217H134V218H132ZM213 219V218H212ZM121 220V221H120ZM156 220V219H155ZM154 220V221H155ZM113 221H115V220H113ZM55 224V223H54ZM38 228H41L42 229V232H43V235H42V238L40 239V240H42L41 242H39L38 241V239H39V237H38V235H37V233H36V229H38ZM160 231V230H159ZM158 231V234H159V236H160V232ZM178 230L176 231V230H174L173 231V233H171L170 235H168V236H166L165 238H163L162 237V239H156V238H158V234L157 233H155L154 235L156 236V234H157V236H156V238L153 236V237H151V239L153 240V244H155V242H156V244H155V249H151V250H143L141 253V258H142V261L144 262L149 256H150V253H151V251H153V250H156V249H164V247H166L165 249H166V251L168 252V256L167 257H163V258H156V260H157V262L155 263V264H170V263H176V264H187L186 262H184L185 261V259H186V253H187V248L185 247L186 245H183V246H181V247H179V248H174V246H175V242L176 241H179L177 238H178ZM186 234V233H185ZM187 235V234H186ZM189 237V236H188ZM155 238V239H154ZM160 238V237H159ZM184 240H183V242L184 241H187L184 237H182ZM222 240H224V239H226V238H224V237H220ZM221 239H219V240H221ZM151 242V241H150ZM225 242H227L226 243V245H223L222 243H219V245H220V249L221 250H219V252H218V256L219 257H222V256H225L226 257V259H224V262L225 261H227L226 263H222L221 262V264H232V262H234V258H235V255H234V248H233V246H234V238L232 239V238H227L226 239V241ZM148 244V243H147ZM184 244H185V242H184ZM128 245V244H127ZM149 245H151V244H149ZM218 245V246H219ZM45 246V245H44ZM104 247H107V246H104ZM96 248V249H95ZM119 248V247H118ZM219 248V247H218ZM233 248V249H232ZM25 251H23V250ZM51 251V252H50ZM101 252H102V250H101ZM172 252H173V254L174 253H177V256L176 255H173L172 256ZM80 254V255H79ZM124 254V253H123ZM202 254V253H201ZM200 254V256H201V258H202V255ZM10 255H11V253H10ZM254 255V254H253ZM176 256V259L174 258ZM156 257V256H155ZM171 257L172 258H174L175 260H171ZM110 258V259H109ZM208 262H204V260H202L203 262H201L200 264H214V263H216V259L217 258H215V257H211L210 255H208ZM260 258V257H259ZM211 259V260H210ZM177 260L178 261H181L182 263H179V262H177ZM200 260V259H199ZM152 261V260H151ZM154 261V260H153ZM152 261V262H153ZM146 262V261H145ZM151 262V263H152ZM148 264V263H147Z\"/></svg>",
    "mask_w": 264,
    "mask_h": 264
}]
</instances>
